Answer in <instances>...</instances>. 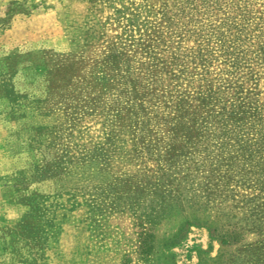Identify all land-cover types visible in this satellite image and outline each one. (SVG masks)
<instances>
[{
  "label": "rangeland",
  "instance_id": "374dc122",
  "mask_svg": "<svg viewBox=\"0 0 264 264\" xmlns=\"http://www.w3.org/2000/svg\"><path fill=\"white\" fill-rule=\"evenodd\" d=\"M0 264H264V0H0Z\"/></svg>",
  "mask_w": 264,
  "mask_h": 264
},
{
  "label": "trees",
  "instance_id": "16d2710c",
  "mask_svg": "<svg viewBox=\"0 0 264 264\" xmlns=\"http://www.w3.org/2000/svg\"><path fill=\"white\" fill-rule=\"evenodd\" d=\"M241 238V233L238 229H236V227H234L232 230L225 231L224 234L220 237V241L222 244L234 245L239 243L241 241ZM180 239V234L175 237L176 241H179Z\"/></svg>",
  "mask_w": 264,
  "mask_h": 264
}]
</instances>
